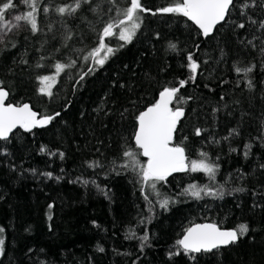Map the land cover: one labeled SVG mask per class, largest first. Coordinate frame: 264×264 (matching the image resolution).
Returning <instances> with one entry per match:
<instances>
[{
	"label": "trees",
	"instance_id": "trees-1",
	"mask_svg": "<svg viewBox=\"0 0 264 264\" xmlns=\"http://www.w3.org/2000/svg\"><path fill=\"white\" fill-rule=\"evenodd\" d=\"M262 2L235 0L226 21L205 37L187 17L158 11L172 0H141L151 11L140 13L130 43L106 39L114 53L101 66L84 56L98 46L106 23L123 18L118 13L128 0H91L72 14L56 9L75 0H38L39 30L27 25L0 47V81L8 103L30 104L41 117L59 115L45 128L0 140V264H264ZM188 55L199 64L194 81ZM71 61L53 95L40 93L38 78ZM180 80L188 83L172 107L185 114L173 144L184 147L189 161L206 153L218 168L214 180L204 172L173 173L157 184V196L122 166L130 165L123 152L141 151L137 116ZM190 184L222 190L223 197L181 195ZM204 222L249 230L228 247L185 252L176 241Z\"/></svg>",
	"mask_w": 264,
	"mask_h": 264
},
{
	"label": "snow or ice",
	"instance_id": "snow-or-ice-1",
	"mask_svg": "<svg viewBox=\"0 0 264 264\" xmlns=\"http://www.w3.org/2000/svg\"><path fill=\"white\" fill-rule=\"evenodd\" d=\"M32 10L24 15H14L9 18V10L15 8V0H0V43L3 38L12 32L13 29H19L22 25L20 22H26L30 25L32 32H37L38 21L36 16V0H23ZM82 3H91V0H75L74 6L68 5L65 7H58L56 11L60 14H72L81 7ZM129 7H126L118 15H122V19L113 20L106 23L102 27L101 32L98 34L97 47L84 56V60L91 59L94 64L103 65L108 59V56L114 53V49L109 47L105 42L107 38L118 35L119 40L130 43L136 30L140 28L141 15L140 13L151 11L144 7L141 0H128ZM173 6L162 7L158 9L162 13H173L187 17L202 31L203 36H209L218 24L225 22L226 17L230 14V9L234 7V0H172ZM255 6V0H253ZM243 8L249 7L247 3H242ZM264 8V2L260 5ZM48 11V9H45ZM155 14V12H153ZM255 23V21H252ZM239 28H245L244 23L237 25ZM260 26L264 28V21ZM115 29H120L117 33ZM68 39L71 38L69 35ZM251 43V41H249ZM13 47L15 45L13 44ZM175 48V45H170ZM264 51V50H262ZM101 53H104L101 55ZM187 59L191 62L189 68L193 75L191 80H195V74L199 68V64L193 60L192 55H188ZM26 63V61H25ZM75 61L69 64L57 63L55 64V75H43L38 79L40 81L39 92L51 97L53 95L52 88L55 86L58 75L66 68L73 67ZM41 65H37L40 67ZM94 69L89 68L84 75L92 72ZM240 71V69H236ZM245 71H251V68ZM188 83L187 80H180L179 87H165L159 93V99L142 111L137 116L138 130L134 134L135 145L141 150L139 153L134 151L125 150L123 156L128 157L130 165L125 164L123 167H131L132 171L137 173L138 179L143 186L150 188L155 195L159 196L157 191V184L160 182H167L168 177L177 172H204L210 179H215V173L218 165L207 162V154L201 153L205 159L188 160L185 156V149L180 145H174V135L177 131V125L181 118L184 116V110L181 107L173 108L171 105L173 101L179 103L177 94L180 88ZM251 83V82H249ZM9 92L3 87V82L0 81V140H7L12 131L17 128H23L31 131L32 128L37 126H44L50 123L55 116L59 115H45L37 119L38 113L33 111L31 106L27 103L15 105L7 103ZM196 135L201 134L200 129L195 130ZM43 150V149H42ZM61 157L63 154H60ZM138 155L146 157V163H142L137 159ZM96 166L98 162H95ZM115 163V161L113 162ZM91 166V165H90ZM49 177L51 173H46ZM85 183H87L85 181ZM235 191H244L242 188L235 189ZM201 193L208 196L223 197L222 190L214 191L208 185L198 187L196 184H190L181 195L190 194L194 198H202ZM147 199V196H145ZM169 200L167 198L160 202V207L167 208ZM249 228L247 224H239L231 230H222L220 226L215 223L211 224H196L186 229V234L182 239L176 243L183 248L187 253H199L201 251H211L212 249L221 246H227L236 242L240 236L246 234ZM4 229L0 228V233ZM147 240V235L141 238ZM4 239L0 237V255L4 253ZM100 251H103L101 248ZM178 254V253H176ZM194 258V257H193Z\"/></svg>",
	"mask_w": 264,
	"mask_h": 264
},
{
	"label": "rangeland",
	"instance_id": "rangeland-1",
	"mask_svg": "<svg viewBox=\"0 0 264 264\" xmlns=\"http://www.w3.org/2000/svg\"><path fill=\"white\" fill-rule=\"evenodd\" d=\"M37 2H38V0H36V8L38 7ZM23 3H24L23 0H19V5H20L19 7H21V6L23 5ZM24 14H26V13H25V11H23L21 8L12 9V10L8 13L9 18L13 17L14 15H24ZM20 23H21L22 26H21L19 29H13L12 32L8 33V35H7L6 37L3 38V42L0 43V47L5 43V41H6L9 37L14 36V35L18 34L19 32H21V31H23V30H25V29L27 28V24H26V22H20ZM0 27H2V26H0Z\"/></svg>",
	"mask_w": 264,
	"mask_h": 264
},
{
	"label": "water",
	"instance_id": "water-1",
	"mask_svg": "<svg viewBox=\"0 0 264 264\" xmlns=\"http://www.w3.org/2000/svg\"><path fill=\"white\" fill-rule=\"evenodd\" d=\"M235 1V0H234ZM226 19H227V17H226ZM190 21V20H189ZM226 21V20H225ZM195 27H197L198 28V26L197 25H195L192 21H190ZM224 23V22H223ZM223 23H221V24H223ZM221 24H218L217 26H216V28L218 27V26H220ZM199 29V28H198ZM200 30V29H199ZM215 30V29H214ZM213 30V31H214ZM201 31V30H200ZM8 102L6 101V104H7ZM13 104V103H12ZM15 105H19V104H15ZM30 105V104H29ZM31 106V105H30ZM172 106V105H171ZM31 108H32V110L33 111H35V112H37L36 110H34V108L31 106ZM38 113V112H37ZM40 118H42L41 116H40V114L38 113V116H37V119H40ZM183 118V117H182ZM181 118V119H182ZM179 124V123H178ZM49 125V123L48 124H46V125H44V126H37V127H34V128H32L31 130H33V129H42V128H45V127H47ZM178 126V125H177ZM19 129H22V130H25V129H23V128H20V127H17V128H15L13 131H12V133L10 134V135H12L13 133H15L17 130H19ZM138 130V129H137ZM26 131H28V130H26ZM9 135V136H10ZM174 138H175V135H174ZM174 141V140H173ZM186 156V155H185ZM197 224H211V222H204V223H197ZM194 225H196V224H193L192 226H194ZM192 226H190V227H192ZM222 230H231V229H223V228H221ZM185 234H186V232H185ZM184 234V235H185ZM182 238H183V236H182ZM181 238V239H182ZM238 241V240H237ZM236 241V242H237ZM236 242H234V243H236ZM234 243H231V244H229V245H227V246H221V247H219V248H216V249H212L211 251H214V250H217V249H220V248H225V247H228V246H230V245H232V244H234ZM201 252H206V251H201ZM201 252H199V253H201ZM208 252V251H207Z\"/></svg>",
	"mask_w": 264,
	"mask_h": 264
}]
</instances>
